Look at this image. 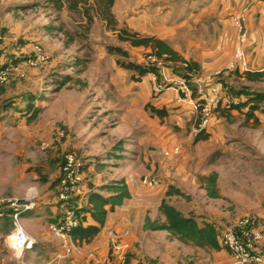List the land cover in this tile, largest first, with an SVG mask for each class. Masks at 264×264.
Masks as SVG:
<instances>
[{
    "label": "rangeland",
    "instance_id": "rangeland-1",
    "mask_svg": "<svg viewBox=\"0 0 264 264\" xmlns=\"http://www.w3.org/2000/svg\"><path fill=\"white\" fill-rule=\"evenodd\" d=\"M134 2L116 1L122 9L120 13L111 9L117 23L110 28L97 15L96 0H86L77 11L64 6L60 12L49 0H0V68L7 70V80L0 84L1 222L10 220L9 200L28 204L27 196L34 192L36 208L44 198H54L64 156L71 153L81 164L80 197L75 205L79 217L86 214L90 193L107 197L100 188L123 181L136 199L147 200L145 217L159 219L157 209L170 184L181 180L195 206L218 207L230 217L228 226L248 217L264 236V102L254 114L258 125L246 122L236 109L230 110L227 119L214 114L209 139L194 144L197 114H191L183 103L175 104L171 91L154 96L153 82L149 97L138 96L132 73L119 68L117 57L107 53L108 47H120L128 51L130 62L141 65L148 60L146 54L117 38L119 30H129L128 7ZM22 6L25 10L19 14L7 10ZM84 10L92 18L90 25ZM33 46H39L47 57L36 67L26 62L33 56ZM199 66V75L187 81L196 93L207 96L208 89L220 83L238 101H244L247 94L264 96V83H246L233 72L211 79L212 73ZM159 73L162 86L173 77L184 81L178 68L160 64ZM236 92L244 94L236 96ZM148 105L164 116L152 115ZM31 108L38 111L34 119L27 112ZM175 146L180 147V155L164 159L163 152ZM211 173L217 175L219 200L207 199L200 192L201 178ZM148 174L157 178L159 187L140 186ZM181 200L165 199L175 207ZM35 208L31 212L36 214ZM8 233L0 232V263H14L18 257L6 240ZM149 236V242L135 245L149 264H159V258L161 264H171L177 261L176 251L190 249L166 233ZM196 253L203 264L231 263L222 248L217 253ZM129 258L132 255L126 253V264Z\"/></svg>",
    "mask_w": 264,
    "mask_h": 264
},
{
    "label": "crops",
    "instance_id": "crops-1",
    "mask_svg": "<svg viewBox=\"0 0 264 264\" xmlns=\"http://www.w3.org/2000/svg\"><path fill=\"white\" fill-rule=\"evenodd\" d=\"M115 3L113 8L115 11L121 12L122 8L116 6ZM141 7L145 8L146 11L142 10ZM128 9L131 15L128 25L129 31L137 33L141 37H154L165 42L184 60L194 61L201 65L202 69L206 70L205 72L212 73L208 75V78L215 80L223 79L229 74L226 69L233 59L234 48L237 43V32L233 18L243 15L248 35V41L244 45L247 71L264 70V0H135ZM7 10L10 11L9 14L11 15L20 13L9 8ZM9 14H6V18L10 16ZM131 48L138 53L148 54L150 52L149 49L142 47ZM125 51L128 53L127 50ZM147 63V60L144 61V64ZM158 66L160 68V63ZM219 72H222V75L215 78L214 76ZM153 78V75H147L139 82L133 83L138 96L146 99L151 95L150 83ZM173 78L175 79L172 81L179 79ZM169 91L172 92L171 96H173L175 104L183 103L187 105L191 114H197L193 102L181 99L175 89L168 88L164 92ZM197 94L200 96L201 92H197ZM170 185L191 198L184 190L186 187L184 181L172 182ZM128 190L130 199L108 213L100 233L88 244L74 243L75 250L69 256H64L60 241L49 230L52 223L55 224L58 221L60 209L53 197L44 198L35 208L38 217H35V212H28L23 214L20 220L26 234L36 240L33 249L25 256V263L124 264L125 262H121L116 253L111 254V235L115 234L119 237V243L125 255L126 253L132 255L127 264H149L147 263L148 260L139 255L135 249L137 243L149 242V233H154L142 230L147 200L136 199L130 188ZM200 192L203 197H206L203 190L200 189ZM175 198L182 199L173 196L165 197L164 200ZM190 198L181 200L177 203L179 206L176 207L171 202L168 203L167 201V203L184 216L195 217L200 226L206 224L215 226L217 232L219 229L224 230L230 224V217L218 207L213 205L199 206L197 203L195 206L193 201H189ZM159 217L162 221L163 218ZM86 225L97 226L89 217L83 226ZM166 234L169 236L168 233ZM261 245L264 247V236ZM182 246L190 247V249L176 251L174 257L177 261L173 259L171 264H203L202 261H198L199 253H196V251L203 250L191 246ZM160 261L159 258V264H161ZM0 264H17V261L8 263L1 260Z\"/></svg>",
    "mask_w": 264,
    "mask_h": 264
},
{
    "label": "trees",
    "instance_id": "trees-1",
    "mask_svg": "<svg viewBox=\"0 0 264 264\" xmlns=\"http://www.w3.org/2000/svg\"><path fill=\"white\" fill-rule=\"evenodd\" d=\"M49 1L57 12H60L64 6H66L69 11H77L80 5L86 4V0ZM115 1L116 0H96L97 15L101 20L105 21L110 28H115L117 23L111 13V9L113 8ZM9 9L13 11H24L25 7L22 6L18 9ZM84 14L87 20V24L90 25L92 23V18L90 17L89 11L84 10ZM117 38L119 42L127 43L133 48L142 47L144 49H149L150 52L146 54V56H151L156 60V63L138 65L136 63L128 61L129 54L122 48L108 47L107 53L109 55L117 57L116 65L119 68L132 73L131 80L134 82H139L143 77L147 75H153L158 82V80H160V73L159 66L157 63H160L162 66H170L173 68L180 69L182 71L181 79H183L185 82L191 80L193 76L199 75L200 73V66L198 63L194 61L184 60L175 51H173L165 42L158 40L154 37H141L137 33L130 32L127 29H122L119 30ZM0 71L5 70L0 68ZM233 73L235 74V76L242 78L243 81L246 83H264V70L245 71L241 74H239V72L235 70L233 71ZM164 86V91L171 87L170 84H165ZM190 90L192 92V99H197L198 94L196 93L195 89L190 88ZM162 92L156 95L154 94V96L157 97ZM227 94L232 98L237 99V97H234L229 93ZM243 94L244 92H236V96H241ZM263 102L264 96H261L259 94L250 96L247 94V98L244 101L240 100L237 105L229 108L218 107L214 114H219L221 118L227 119L229 117L228 114L230 110L236 109L243 113V115L246 117V122L249 120H253L254 123L258 125L259 122L254 116V114L259 110V105ZM242 109H246V111L242 112ZM147 110H149L152 115H156L159 118H162L164 116V113L162 111L157 110L152 106L148 105ZM27 112H30L31 119H34L38 113V111L34 110L33 108H31L30 110L28 109ZM209 135V131L199 130L196 133V136L194 137L193 143L197 144L199 142H205L209 139ZM200 183V189L205 192V196L208 199H220V194L217 188V175L215 173H211L206 177L201 178ZM99 191H106L108 196L105 197L100 195L99 193L89 194L86 202V214H84V216H80V225L71 232V239L73 244L90 243L100 233L101 227L104 225L108 213L112 212L115 207L121 206L124 201L130 199V192L128 190L127 185L123 181L115 182V184H113L112 186L102 187ZM173 196L185 200H188L190 198L181 190L175 187H169L167 192L165 193V197ZM157 211L159 213V216H161L163 220L161 221L160 217L159 219L152 220L150 217L146 216L144 218L142 226L143 231L166 232L172 239H174L178 243L185 246L198 248L201 250H212L215 252H219L221 250L219 244L220 236L215 226L209 224L200 226L197 223L195 217L184 216L180 211H178L173 206L169 205L165 200L161 201ZM88 217L91 218L93 223L97 224V226H83ZM11 229L12 224L10 220L1 222L0 219V232L6 233L9 232Z\"/></svg>",
    "mask_w": 264,
    "mask_h": 264
},
{
    "label": "built area",
    "instance_id": "built-area-1",
    "mask_svg": "<svg viewBox=\"0 0 264 264\" xmlns=\"http://www.w3.org/2000/svg\"><path fill=\"white\" fill-rule=\"evenodd\" d=\"M233 23L236 29V46L234 48L233 59L230 62L226 72H233L237 70L239 73L247 71V62L245 60L244 45L248 41L247 31L245 29V17L239 15L233 18ZM33 56L26 61L30 67H36L47 61V57L41 51L39 46H33ZM148 63H156L155 58L149 56ZM159 65V63H157ZM222 72L217 73L214 77L219 78ZM7 80V70L0 71V84ZM153 92L158 94L164 91L162 83H158L156 78H153ZM172 87L179 94L181 99L188 100L194 103L198 116L197 131H208L211 126L213 115L218 107H232L238 104V100L229 96L221 87L220 83L208 89V95H197V99L193 101L191 97V90L187 82L178 79L177 81H170ZM167 84V85H168ZM165 85V84H164ZM181 149L175 146L165 152L162 156L164 159H170L179 156ZM81 167L77 158L67 153L64 156L61 176L55 188L54 199L59 205L60 214L59 219L55 224L49 227L50 232L60 241V245L64 250V256H69L75 250V246L71 239V232L80 225V217L75 211V205H78V198L80 197L79 183L80 175L78 173ZM140 186L147 189H155L159 187L157 178L148 174L140 180ZM34 192H30L27 196L28 204L19 203L17 200H9L6 203L12 224V229L6 236V240L10 248L14 250L17 264H26L24 259L26 254L31 251L36 244V240L28 236L21 225V217L23 214L33 211L35 202L33 199ZM36 195V194H35ZM3 203V202H1ZM2 215H0V218ZM263 240L262 233L257 230L250 218L243 217L236 220L232 225L226 227L219 238L220 247L231 257L230 264H264V247L261 245ZM111 254L118 256L121 262H125V252L119 243V237L115 234L111 235Z\"/></svg>",
    "mask_w": 264,
    "mask_h": 264
}]
</instances>
